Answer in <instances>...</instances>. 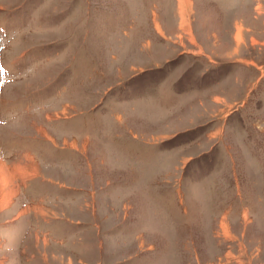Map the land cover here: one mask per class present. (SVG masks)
<instances>
[{"label": "rangeland", "instance_id": "374dc122", "mask_svg": "<svg viewBox=\"0 0 264 264\" xmlns=\"http://www.w3.org/2000/svg\"><path fill=\"white\" fill-rule=\"evenodd\" d=\"M189 2L0 0V264H264V0Z\"/></svg>", "mask_w": 264, "mask_h": 264}, {"label": "crops", "instance_id": "0c3cea01", "mask_svg": "<svg viewBox=\"0 0 264 264\" xmlns=\"http://www.w3.org/2000/svg\"><path fill=\"white\" fill-rule=\"evenodd\" d=\"M180 1L182 3V6H183L185 3L189 2V0H179V3H178L179 8L178 9H179V13L182 16V9L186 8L187 5L183 8H181L180 7ZM177 2H178V0H177ZM142 4L143 3H138L134 10H129V14H132V11H134V12H136L135 16L138 13L140 15L143 12ZM190 7H192V6H190ZM190 7H187V9H189ZM185 10L186 9H184V11ZM152 12H153L154 16L157 15L156 10H153ZM186 12L190 14V11L186 10ZM125 14H126V12L123 11V16ZM115 16H116V18L122 17V15H118L117 13L115 14ZM181 16L180 17L176 16L178 18L177 23H178L179 29L184 27V25H182V17ZM179 19H181V20H179ZM155 23H157V25H154V28H156L157 30L159 29L161 31H164L163 27L161 26V23H159V25L161 27H158V21L156 22V20H155L154 24ZM186 25L188 26L187 20H186ZM157 30H156V32H157ZM183 30L186 31V29H183ZM188 32L190 34V31H188ZM157 33L159 34L160 37H162L160 35V32H157ZM166 38H167V36H166ZM191 42L196 43L195 39H194V42L192 40H191ZM85 151H83L84 154L86 153ZM13 155H16V154H13ZM20 159H25L26 161L29 160L30 163L15 162V161L20 160ZM0 160H1V162H0V165H1L0 166V205H2V206H0V210L2 212H3L4 206H5V208L8 207V209H9V207H11L15 203V197L17 194V192H16L17 187H19L20 189H21V186L26 187V185H27L26 183L28 180H32L33 178L34 179L45 178V179H48L50 181H55V180L50 179V177H47L44 175L43 170H42V166H41V162L39 161V159L36 156H34L30 152L17 154L16 156H13L11 159H10V157H6V158L0 159ZM89 174H90V171H89ZM56 182H58V181H56ZM58 183H61V182H58ZM61 184H64V183H61ZM15 185H16V187H15ZM2 199L5 200L4 204H6V205H3ZM42 200L43 199H41L40 201H37L38 204L43 203L44 201H42ZM35 204H37V203H35Z\"/></svg>", "mask_w": 264, "mask_h": 264}, {"label": "bare ground", "instance_id": "6f19581e", "mask_svg": "<svg viewBox=\"0 0 264 264\" xmlns=\"http://www.w3.org/2000/svg\"><path fill=\"white\" fill-rule=\"evenodd\" d=\"M188 3H190V2L185 3L183 6H186ZM180 5H182L181 1H180ZM181 8H182V6H181ZM183 12H185L184 8L182 10V16L181 17H182V25H184V28L186 29V28H189V27L186 25V20L187 19H186V16H185V14ZM158 27H161V26L158 24ZM2 202H5V200H2ZM3 205H6V204H3Z\"/></svg>", "mask_w": 264, "mask_h": 264}]
</instances>
